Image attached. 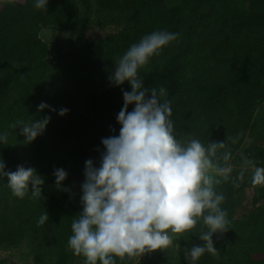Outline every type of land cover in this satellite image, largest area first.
<instances>
[{"label": "trees", "instance_id": "trees-1", "mask_svg": "<svg viewBox=\"0 0 264 264\" xmlns=\"http://www.w3.org/2000/svg\"><path fill=\"white\" fill-rule=\"evenodd\" d=\"M35 2L0 0V135L7 133L0 159L5 171L35 168L45 183L40 198L29 190L21 199L0 177V246L28 240L35 264H84L68 248L82 189L69 188L67 178L68 191L58 188L54 170L84 173L89 159L100 166L102 138L119 135L122 89L131 91L127 81H109L115 61L144 35L165 30L179 33L178 40L139 76L145 87L166 89L176 138L205 147L224 142L214 161L231 169L215 185L225 197L229 230L213 234L218 258L206 252L196 264H264V187L252 184L255 169L264 167V0H49L47 11ZM44 26L62 34V42L50 46L40 35ZM42 102L50 107L38 110ZM62 108L69 110L63 116ZM45 116L51 117L45 131L30 143L11 127ZM45 213L48 221L38 226ZM202 228L201 221L181 236L174 258L136 264H190L185 250L203 245Z\"/></svg>", "mask_w": 264, "mask_h": 264}, {"label": "clouds", "instance_id": "clouds-1", "mask_svg": "<svg viewBox=\"0 0 264 264\" xmlns=\"http://www.w3.org/2000/svg\"><path fill=\"white\" fill-rule=\"evenodd\" d=\"M15 4L19 0H4ZM49 0H36L35 8L47 11ZM179 33L165 30L144 35L138 43L115 61L109 81L114 86L127 81L131 91L123 92L124 105L117 115L118 136L102 138L105 151L99 167L93 160L85 162V181L81 185L82 212L71 224L72 235L68 248L75 256H83L84 264H116L142 257L173 244V237L192 233L202 221L198 237L203 245L185 250V258L196 264L206 252L218 258L213 234L229 230L225 201L215 185L217 176L227 179L230 168H221L214 161L224 142H211L207 147L198 139L184 141L174 135L170 117L172 109L166 89L145 87L139 69L153 56H159L170 42L178 40ZM150 93V95H149ZM134 105L128 111L129 105ZM50 107L42 102L38 110ZM55 111V109H53ZM69 110L62 108L61 116ZM51 117L26 124L17 121L11 125L20 128L25 142L34 141L43 134ZM0 143H7V133L0 135ZM229 154L224 153L227 161ZM0 159V177H6L12 195L23 199L31 190L33 198H40L44 178L35 168L18 165L16 171H5ZM56 186L64 191L67 178L63 168L54 170ZM252 184L264 187V167L255 169ZM49 219L40 216L38 226Z\"/></svg>", "mask_w": 264, "mask_h": 264}, {"label": "rangeland", "instance_id": "rangeland-1", "mask_svg": "<svg viewBox=\"0 0 264 264\" xmlns=\"http://www.w3.org/2000/svg\"><path fill=\"white\" fill-rule=\"evenodd\" d=\"M111 28H107L110 30ZM41 37L47 41L50 46H54L58 42H62L64 36L62 34L55 33L50 27H43L40 32ZM99 93L103 94L107 91L106 87H98ZM236 168V167H234ZM85 181V175L83 172L72 173L67 177V185L69 188L82 189L81 185ZM181 251V237H173V244L165 251H154L146 254L142 257H135L133 259H127V264H136L142 260H149L155 256H162L168 259L174 258ZM5 260L6 264H35L33 262V255L31 252L30 242L25 240L18 246L2 245L0 246V261Z\"/></svg>", "mask_w": 264, "mask_h": 264}]
</instances>
